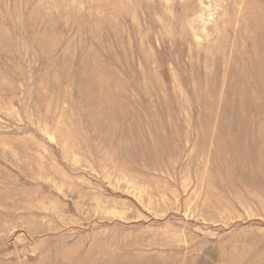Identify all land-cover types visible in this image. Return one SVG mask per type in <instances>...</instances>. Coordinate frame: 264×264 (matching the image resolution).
I'll list each match as a JSON object with an SVG mask.
<instances>
[{"label": "rangeland", "instance_id": "374dc122", "mask_svg": "<svg viewBox=\"0 0 264 264\" xmlns=\"http://www.w3.org/2000/svg\"><path fill=\"white\" fill-rule=\"evenodd\" d=\"M0 264H264V0H0Z\"/></svg>", "mask_w": 264, "mask_h": 264}]
</instances>
